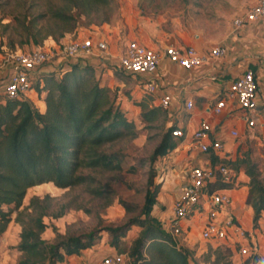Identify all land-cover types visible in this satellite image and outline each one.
Segmentation results:
<instances>
[{
  "label": "trees",
  "instance_id": "1",
  "mask_svg": "<svg viewBox=\"0 0 264 264\" xmlns=\"http://www.w3.org/2000/svg\"><path fill=\"white\" fill-rule=\"evenodd\" d=\"M26 5L27 1L21 0V11L12 13L7 21H4L6 14L0 16V50L5 45L8 54L25 45L42 46L48 38L61 45L62 39L75 33L84 19L96 25L109 22L115 1L31 0ZM36 6L44 9L31 12ZM55 61L50 62V69L37 73L33 84L39 96L45 93L44 110L28 97H11L4 89L0 92V234L11 221L21 224L17 244L21 255L17 264L62 262L66 256L93 247L102 239L100 230L108 233L113 247L124 246L131 264H240L225 244L209 243L201 254L186 243L177 244L164 221L153 212L164 180L154 189H147L143 205L122 201L127 214L135 212L122 224L80 235L56 232L54 241L42 237L49 226L44 218L49 215L50 203L33 196L21 209L30 187L52 182L58 187L70 188L96 180L92 174L82 172L83 169H122L121 151L110 147L124 138H136L144 128L162 129L160 142L150 157L152 162L167 156L181 140L173 134L176 125H168L165 108L134 99L140 108V128L122 107L120 88L104 82L97 66L81 60ZM210 158L212 164L222 161L237 173L248 176V180L240 179L237 183L216 178L210 189L235 191L233 198L253 208L254 231H261L264 175L260 164L249 151L229 158L211 152ZM239 184H246V191H239ZM92 191L97 195L103 193L100 187ZM133 226L138 230L128 237ZM252 245L250 259L244 264H256L261 259L258 245L253 242Z\"/></svg>",
  "mask_w": 264,
  "mask_h": 264
},
{
  "label": "rangeland",
  "instance_id": "2",
  "mask_svg": "<svg viewBox=\"0 0 264 264\" xmlns=\"http://www.w3.org/2000/svg\"><path fill=\"white\" fill-rule=\"evenodd\" d=\"M26 1V6H28L31 0ZM114 1L115 5L112 8V17L109 22L96 25L94 23L88 24L87 19H84L82 25L72 34L71 39H76L78 35H93L95 37L103 35L108 37L109 35L117 34L118 37H121V41L126 38V40L124 39L125 46V43L131 39L128 34L141 30L145 31L154 40L161 36L169 37L176 30L183 29L199 32L203 28L211 35H225L230 27L235 25V18L244 13L257 0ZM0 5V16L6 14L4 21H7L12 13H17L22 9L21 0H0ZM42 9H44V6H36L31 9V12L38 13ZM1 41L2 37L0 36ZM42 46L45 47V44ZM35 47L37 46L30 44L25 45L23 48L17 47L15 51L20 49L30 50ZM1 49V55L5 56L3 59H12L9 56L10 53L8 54L9 49L5 45H2ZM116 73L122 76L123 79H130L129 76L124 75L122 72L116 71ZM132 85V83L128 84V86ZM120 89L122 107L128 113V116L134 119L139 127L142 128L139 112H136V108L130 98L128 96L124 97V93L126 94L127 91L130 93L134 87H122ZM133 95L132 93L131 97ZM123 98L126 100L123 101ZM144 100L148 101L147 98ZM161 130L160 128H144L136 138H124L114 143L110 148L121 151L123 158L122 169L115 171L83 169L82 172L92 174L96 177V180L70 188H61L52 182L34 185L28 189L21 209L29 204L33 196L45 198L50 203L49 215L44 218V221L49 226L42 234V237L49 241H54L56 232L80 235L98 228L101 229L107 225L122 224L128 217L135 214V212L127 214L122 201L139 206L143 205L147 189L149 187L154 189L156 185L162 183V180L164 181L160 187L159 195L164 196L165 193H172L176 190L174 186L171 187L168 184L172 179L171 174L165 173L169 160L168 155L158 157L155 162L150 160L151 155L160 142ZM245 151H249L260 164L264 175V135H261L258 129L254 134H250L246 130L238 138H229L227 148L223 149V153H228L230 157H236ZM152 181L153 184L151 185ZM164 182L167 185L163 188ZM95 187H100L103 193L101 195L95 194L92 191ZM168 207V205L155 204L153 212L155 213L158 209L163 211ZM26 211L29 212L30 209ZM61 212L63 213L61 216L55 217L56 214ZM15 215L16 211L13 212L14 217ZM262 224L264 225V222ZM195 225L196 223L193 222L195 231L192 236L194 241L189 245L196 248L198 254H201L202 251L207 249L210 242L201 239L200 226ZM21 228L20 223L11 221L6 230L0 234V264H17L21 255L17 249ZM137 230L138 227L133 226L128 237L133 236ZM249 233L253 235L248 237V241L244 243L248 244L252 252V242L254 244L258 241V238L255 232ZM100 234L102 239L95 245L104 243V246L108 248L113 247L110 244L108 233L105 230H100ZM260 237L262 238L261 243H264V235H260ZM230 249L232 250V247ZM117 253L123 254L125 264H131L124 246L117 249ZM233 257L240 264H244L250 259L248 255H240L234 251ZM75 258L76 256L74 258L66 256L62 262L57 264H69ZM259 264H264V259Z\"/></svg>",
  "mask_w": 264,
  "mask_h": 264
},
{
  "label": "crops",
  "instance_id": "3",
  "mask_svg": "<svg viewBox=\"0 0 264 264\" xmlns=\"http://www.w3.org/2000/svg\"><path fill=\"white\" fill-rule=\"evenodd\" d=\"M71 37L72 34H67L62 39V42L71 41ZM102 37L108 42V48L104 51L70 58L55 56L53 59H56V63L57 61L60 63L66 62L67 60H81L83 63H90L97 66L103 81L110 86H118L120 88L134 87L133 91L129 94L124 93V97L128 96L132 102L139 97L136 100L145 101L144 99L147 98L151 104L160 105L161 97L165 94H170L172 100L169 107L166 108L168 125L183 127L184 130L192 132L198 127L201 121L209 120L214 127L213 138L222 140L226 148L229 138H233L230 135L231 129L238 128L242 134L248 130L247 125L241 118L240 110L232 105L231 101H228V106L220 114H214L211 106L220 97L224 96L226 89L238 76L242 75L247 68H252L255 71L257 82L259 100L257 110L258 120L261 124H264V18H259L255 21H246L241 26H231L225 35H211L203 28L199 32L183 29L176 30L169 37L161 36L154 40L145 31L130 32L128 34L129 38H135L154 48L164 47L168 44L193 45L199 51L207 53L212 47L220 44L226 49L224 56L208 57L203 63L191 67L180 65L170 61L168 57H163L158 68L152 72L134 73L123 71L119 67V60L125 47L124 41L126 38L121 41V37H118L117 34L109 35L108 37L102 35ZM44 44L45 48L55 51L59 46L52 38L46 39ZM3 58L5 56H2L0 53V92H3L4 86L13 71V60ZM51 61L36 68V80L37 73L51 68ZM116 71L122 72L124 75L129 76L130 79H123ZM147 82H152L155 85L154 93L146 92L144 84ZM127 83H132L133 85L128 86ZM132 93L134 95L131 97ZM44 95L45 93L39 96L37 90L33 88L26 94V97L33 100L41 110H44ZM188 99L194 100L192 109L187 108L186 101ZM125 100L123 98V101ZM133 106L136 108V112L140 111L139 106L134 102ZM223 156L230 157L228 153H223ZM168 157V162L166 159L167 170L165 173L171 174L172 179L168 184L171 187L174 186L176 190L172 193H165L164 196L160 194L158 197L157 205L169 206L163 211L158 209L155 212V215L162 221L170 217V206L173 200L187 184V166L189 164H208L210 162L207 154L194 149L182 148L180 145L172 150L168 154ZM240 179L248 180V176L242 172L240 173ZM165 183L163 184V188L167 185ZM239 187V191H246L247 189L246 184H239ZM234 192L230 189L231 195ZM233 212L238 222L246 231L255 232L253 229V208L250 205L243 204L240 200L233 198ZM193 222L197 226L199 225L201 230L199 219L192 217L184 221V225L189 227L183 243L188 245L194 241L192 236L195 231ZM262 222H264V213L261 219L262 230L255 232L258 238V241L255 243L258 245L257 251L261 256V259L256 264H259L264 259V243H261L262 238L260 237V235H264V225ZM249 235L251 237L253 234L249 233ZM106 253H117V249L115 247L108 248L104 246V243H101L84 249L80 254H73L70 257L74 258L76 256V258L82 259L86 264H96L99 258Z\"/></svg>",
  "mask_w": 264,
  "mask_h": 264
},
{
  "label": "built area",
  "instance_id": "4",
  "mask_svg": "<svg viewBox=\"0 0 264 264\" xmlns=\"http://www.w3.org/2000/svg\"><path fill=\"white\" fill-rule=\"evenodd\" d=\"M264 18V0H257L244 13L234 20L235 26H241L246 21H255ZM108 42L102 36L93 35L78 37L63 42L56 51L37 46L30 50H17L9 54L13 60V71L4 86L8 96L23 98L33 89L35 70L51 61L55 56L62 58L90 55L104 51ZM226 49L222 45L212 47L207 53L199 51L193 45L168 44L162 48H154L132 38L129 39L120 56L119 67L126 72L142 73L155 71L161 59L168 57L170 61L191 67L203 63L208 57H222ZM147 93H154L155 85L152 82L144 84ZM172 97L165 94L160 99V106L168 108ZM228 101L240 110L242 120L247 125L250 134L259 130L264 135V124L258 120L257 110L259 100L255 71L247 68L226 89L211 110L220 114L228 106ZM188 109L194 106V100L186 101ZM214 127L211 121L203 120L192 132L176 127L173 134L179 137L180 147L194 149L209 155L214 152L223 157L225 147L222 140L213 138ZM230 135L238 138L241 133L238 128H232ZM187 184L171 204V215L164 221L165 226L172 234L178 245L183 243L189 226L184 220L195 217L200 220L201 239L212 244H225L232 247V251L240 255H250L251 250L245 241H248L246 230L238 222L233 212V197L230 188L210 189L216 178L226 183H237L240 174L228 164L218 161L215 164H189L187 166ZM123 254H103L96 264H125ZM69 264H86L82 259L75 258Z\"/></svg>",
  "mask_w": 264,
  "mask_h": 264
}]
</instances>
